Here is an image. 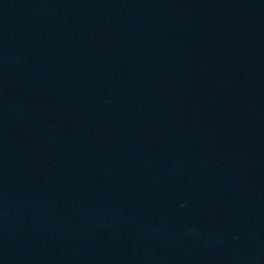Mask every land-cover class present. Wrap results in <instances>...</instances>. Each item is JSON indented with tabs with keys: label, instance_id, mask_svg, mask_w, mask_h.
Returning <instances> with one entry per match:
<instances>
[{
	"label": "water",
	"instance_id": "1",
	"mask_svg": "<svg viewBox=\"0 0 264 264\" xmlns=\"http://www.w3.org/2000/svg\"><path fill=\"white\" fill-rule=\"evenodd\" d=\"M0 264H264V0H0Z\"/></svg>",
	"mask_w": 264,
	"mask_h": 264
}]
</instances>
